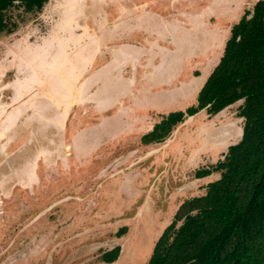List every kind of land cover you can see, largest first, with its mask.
<instances>
[{
	"label": "rangeland",
	"instance_id": "rangeland-1",
	"mask_svg": "<svg viewBox=\"0 0 264 264\" xmlns=\"http://www.w3.org/2000/svg\"><path fill=\"white\" fill-rule=\"evenodd\" d=\"M77 1L15 7L17 28L0 34V264H143L178 204L217 176L194 170L241 135L237 101L140 141L195 102L255 0ZM92 46L94 63L78 62ZM72 47L74 81L63 69L54 83L40 64L66 63Z\"/></svg>",
	"mask_w": 264,
	"mask_h": 264
},
{
	"label": "trees",
	"instance_id": "trees-1",
	"mask_svg": "<svg viewBox=\"0 0 264 264\" xmlns=\"http://www.w3.org/2000/svg\"><path fill=\"white\" fill-rule=\"evenodd\" d=\"M47 1L0 0V34L17 28L13 8L37 13ZM237 101L240 138L194 170L195 177L217 176L178 204L143 264H264V0L233 22L195 102L161 114L140 141L163 142L186 117L203 109L213 115ZM125 231L124 225L115 234ZM119 253L115 245L100 258L111 263Z\"/></svg>",
	"mask_w": 264,
	"mask_h": 264
},
{
	"label": "crops",
	"instance_id": "crops-1",
	"mask_svg": "<svg viewBox=\"0 0 264 264\" xmlns=\"http://www.w3.org/2000/svg\"><path fill=\"white\" fill-rule=\"evenodd\" d=\"M77 0H75V2H76ZM76 3H78V1L76 2ZM142 14H144V13H138V14H136V16H133V17H137V18H140L141 17V15ZM120 20V19H119ZM117 22H118V19H117ZM116 22V23H117ZM57 30L55 29L54 30V32H56ZM61 48H63V47H61ZM64 49H66V45H65V47H64ZM73 53L74 54H77L76 53V50H75V47H72L71 49H70V52L69 53H67L66 54V56H67V59H63V61L62 62H66V63H60V60L58 59V58H54V59H52L51 60V63L50 64H43V63H41L40 64V67H41V69H44L45 71H48V73L51 75V77H52V79L51 80H53V82L54 83H56L57 81H60V78H61V75H59L60 73H62L63 75H65L66 77H67V75L63 72V69H67V70H69L70 71V77H72L71 79H69L68 77H67V82L71 85V81L73 82L74 81V77L72 76L73 75V69H74V67L75 66H78L77 64H78V62H80V60H81V62H86L87 64V66H89V65H91L92 63H94V60L96 59V57H97V54H98V49H96V50H94V47L92 46L90 49H89V52H88V55L86 54V58L84 57V58H82L81 57V55H80V59H79V61L78 62H76L75 61V59L74 58H72L71 56L73 55ZM78 55V54H77ZM82 58V59H81ZM62 67V68H61ZM56 81V82H55ZM63 81V80H62ZM204 82V81H203ZM54 83L51 85V86H49V89L51 90V93H52V91H53V88H52V86L54 85ZM203 84V83H202ZM201 84V85H202ZM56 85V84H55ZM201 87V86H200ZM200 87H199V89H200ZM68 89H70V86L69 85H67V89L66 90H68ZM198 89V90H199ZM69 91V90H68ZM54 92V91H53ZM198 92V91H197ZM54 94V93H53ZM58 94V93H57ZM56 94V95H57ZM168 112V111H167ZM166 113V112H165ZM162 114H164V113H162ZM152 127V126H151Z\"/></svg>",
	"mask_w": 264,
	"mask_h": 264
}]
</instances>
